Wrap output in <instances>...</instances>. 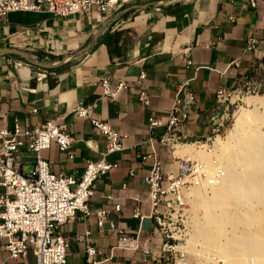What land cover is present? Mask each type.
Here are the masks:
<instances>
[{
    "label": "crops",
    "instance_id": "crops-1",
    "mask_svg": "<svg viewBox=\"0 0 264 264\" xmlns=\"http://www.w3.org/2000/svg\"><path fill=\"white\" fill-rule=\"evenodd\" d=\"M118 1L122 5L106 13L92 10L60 18L48 12L16 11L0 20V47L33 46L34 50L25 52L46 62L81 50L97 35L85 51L56 68L44 69L18 56L0 54V125L9 128L15 121L24 127L38 126L52 117L65 124L75 139L65 151L52 144L42 152L53 173H81L85 161L99 159L104 150L103 136L88 119L72 113L76 105L94 104L93 117L127 134L125 148L107 156L117 167L94 182L89 202L93 208L119 203L116 225L128 235H138L141 248L132 251L116 246L113 230L97 226L93 216L84 219L78 211L62 226L68 241L66 264H84L81 237L85 231H90L93 244L101 251L98 264H158L142 250L145 245L152 253L157 250V239L148 242L153 219L148 215L139 221L132 215L135 207L145 215L151 208L141 180L152 160L141 161L138 155L154 152L167 173L175 161L157 143L162 126L154 128L147 141L149 119L161 118L172 105L176 83L188 80L194 107L188 111L184 129L188 141L204 139L210 132L205 114L215 103V92L233 89L264 59V0H258L256 8L245 0ZM251 35L258 45L248 52L246 39ZM48 49L53 53L47 54ZM187 58L189 65L184 62ZM141 71L145 75L138 82ZM102 77H109L112 85L121 80L128 87L115 100L107 99L102 95ZM140 87L149 95L147 106L137 98ZM191 146L179 145L173 155L169 153L194 157L201 150ZM33 162V153L23 149L21 171L29 172ZM33 262L31 252L22 260L0 250V264Z\"/></svg>",
    "mask_w": 264,
    "mask_h": 264
},
{
    "label": "built area",
    "instance_id": "built-area-1",
    "mask_svg": "<svg viewBox=\"0 0 264 264\" xmlns=\"http://www.w3.org/2000/svg\"><path fill=\"white\" fill-rule=\"evenodd\" d=\"M245 1L248 6L257 7L258 0ZM121 5L122 2L118 0H0V20L16 11L48 12L64 18L78 13L88 14L92 10L106 13ZM257 45L258 39L251 35L246 39L245 50L252 52ZM15 48L34 50L33 46L24 45ZM46 53L52 54L53 51L48 49ZM184 62L185 65L191 63L188 58ZM257 68H264V59L252 71ZM144 75V71H141L138 82ZM100 85L102 95L111 100H115L119 91L128 87L121 80L112 85L109 77H102ZM261 87V79L248 74L243 75L233 89H218L214 105L205 114L210 132L204 139L192 143H210L223 131L228 125L229 113L225 110L219 115L218 109L226 101H237L241 88L246 89L247 93H257ZM137 98L141 105H148L149 95L144 87L138 89ZM94 107V104L76 105L72 110L75 116L88 119L93 129L103 136L105 143L99 159L86 160L83 171L77 174L53 173L42 156V152L52 144L65 151L75 141L65 124L49 117L38 126L24 127L15 121L9 128L0 125V250L6 251L9 257L25 260L31 252L33 264H66L68 241L62 226L73 219L78 211L84 219L93 216L97 226H107L113 230L117 234L116 246L132 251L140 247L138 235H128L116 225L119 203H113L110 208H93L89 202L94 182L118 165L116 161H108L107 156L122 151L127 137L125 132L93 117ZM191 107H194V97L189 81L176 83L170 109L161 118L149 119L147 141L152 139L153 129L162 126L163 132L157 137V143L167 154L171 146L187 143L184 124ZM23 149L34 155L33 167L27 173L20 169ZM68 156L72 157L70 154ZM138 157L141 161L152 160L151 169L141 180L147 188L151 208L149 214L145 215L135 207L132 215L139 221L149 215L154 228L148 242L158 240L156 252L152 253L147 245L142 247L143 252L149 253L151 260L158 264H212L214 255L202 251L190 254L188 250L191 223L185 191L193 185L216 182V169L209 171L195 159L172 156L174 169L167 173L163 169L162 159L154 152ZM129 174L133 175L132 170H129ZM121 188L125 189L126 184L122 183ZM81 239L85 251L84 264H98L97 256L101 251L93 244L90 231H85Z\"/></svg>",
    "mask_w": 264,
    "mask_h": 264
},
{
    "label": "bare ground",
    "instance_id": "bare-ground-1",
    "mask_svg": "<svg viewBox=\"0 0 264 264\" xmlns=\"http://www.w3.org/2000/svg\"><path fill=\"white\" fill-rule=\"evenodd\" d=\"M260 100V98H256L250 102L257 103ZM251 115V112L247 111L239 113L232 130L228 133V143L221 141L216 143L217 139H220V134H217L210 143L203 142L197 145L187 142L169 148V152L173 155L174 149L179 145H194L196 149L205 152L201 155L202 160H198L204 169L209 171L216 169L218 174V180L213 184L193 185L185 191L187 197H194L191 201L192 205L201 208L204 221L210 222V225L204 226V231L200 235L203 233L209 235L214 228L221 232L222 229L219 226L224 221H233L247 227L264 217V213H247L242 210L249 197H255L258 200L264 199V153H259L260 155L256 157L258 151L254 153L235 150L227 156V152L232 148L230 142L235 141L241 133H244L251 120ZM216 144H218L220 154L214 152ZM261 146L264 147V129L257 136L255 150ZM221 156L223 163H219ZM186 158L194 159L192 157ZM221 166H224L225 169ZM236 166H240L245 171L244 180L240 185L235 182L234 169ZM207 187L210 188L209 193L204 190ZM255 234L252 239L246 235L229 238L212 249V254L221 255L224 260L229 261V264H264V229L258 228ZM197 243L200 249L204 251L205 243L203 240L199 239Z\"/></svg>",
    "mask_w": 264,
    "mask_h": 264
},
{
    "label": "rangeland",
    "instance_id": "rangeland-1",
    "mask_svg": "<svg viewBox=\"0 0 264 264\" xmlns=\"http://www.w3.org/2000/svg\"><path fill=\"white\" fill-rule=\"evenodd\" d=\"M250 76H257L258 78L261 79L262 81V87L259 89L257 93L254 92H249L247 93L246 89H240V94H238V100L235 101L234 103H229L225 102L222 104V106L219 107V115L227 110L229 113V121L228 125L225 126L223 131L220 132V139H217L216 143L218 141L228 143V133L230 130L233 128V124L237 116H239V113L242 111H247L251 112V120L249 122V125L247 126L246 130L244 133H241L238 138L230 142L231 149L227 152V156L230 155L232 152L235 150H240L242 152H254L258 151V154L255 155L258 157L260 154L259 153H264V147H256V139L257 136L259 135L260 131L264 129V68H257L254 69L250 73ZM247 97V101L245 98ZM233 97L232 99H234ZM256 98H260L261 100L257 103L250 102V100H254ZM192 142V141H188ZM194 148V146H191ZM215 153L220 154V149L218 148V144L215 145L214 149ZM205 154V152L198 151L197 155L192 157V156H186V157H192L194 159H197V161H201L202 157L201 155ZM169 157H172L170 153L167 154ZM186 157H180V158H186ZM221 159L219 163H223L222 156L219 158ZM224 165V164H222ZM222 168L224 166H221ZM225 169V168H223ZM226 175V173H225ZM254 175H257L254 173ZM234 176H235V182L240 185L243 182V178L245 176V171L240 167L236 166L234 169ZM225 177V176H224ZM207 193L210 192V188L204 189ZM202 191V190H201ZM199 191V192H201ZM187 205H188V211L190 212V223H191V231L190 235L188 238V250L190 254H196L197 252H204L207 254H212V249H215V247L219 246L225 240L232 238L234 236L236 237H241L246 235L247 237H254L256 234V231L258 228H263L264 229V217H262L257 223L250 224L247 227H243L239 223H235L233 221H224L221 226H219L222 231L218 232L214 228L209 235H205L204 233L200 235L204 230L205 225H210L209 221H204L203 216H202V211L201 208L195 207L192 205L191 201L194 199V197L189 196L187 197ZM217 210V209H215ZM242 210L247 212V213H264V199L263 200H258L255 197H249L248 200L246 201L245 205L242 207ZM219 216V214L217 213ZM217 233V234H216ZM199 239L203 240L205 243V250H201L200 246L198 245L197 241ZM214 260L212 264H229V261L227 259L224 260V258L217 254L215 255L214 253ZM219 260V263H216L215 261Z\"/></svg>",
    "mask_w": 264,
    "mask_h": 264
},
{
    "label": "water",
    "instance_id": "water-1",
    "mask_svg": "<svg viewBox=\"0 0 264 264\" xmlns=\"http://www.w3.org/2000/svg\"><path fill=\"white\" fill-rule=\"evenodd\" d=\"M116 16H113L109 19V21L113 20ZM97 35H95L93 37V39L90 41V43L83 47L81 50L74 52V53H69L67 55L62 56L60 59L53 61V62H46V61H42L38 58H36L35 56L20 50L18 48L15 47H9V46H2L0 47V54L5 55V54H11V55H15L18 56L19 58L25 60L26 62L35 65L37 67H41L44 69L47 68H56L58 66H60L61 64H63L64 62H66L67 60L79 55L80 53H82L83 51H85L89 46H91L95 40H96Z\"/></svg>",
    "mask_w": 264,
    "mask_h": 264
}]
</instances>
